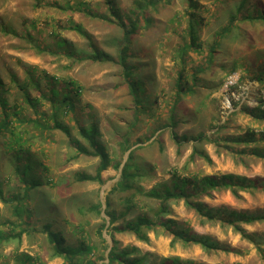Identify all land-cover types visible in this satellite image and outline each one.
Returning <instances> with one entry per match:
<instances>
[{"label":"trees","instance_id":"16d2710c","mask_svg":"<svg viewBox=\"0 0 264 264\" xmlns=\"http://www.w3.org/2000/svg\"><path fill=\"white\" fill-rule=\"evenodd\" d=\"M186 1L187 7L183 12L174 11L171 16L172 23H181L186 19L187 25L181 36V44L177 46L173 56L178 71L172 98L165 104L167 121L146 138L151 140L156 136L154 141H160L161 136L169 132L177 154L182 155V147L188 145H191V153L184 167L167 168L166 174L169 177L159 176L150 189L146 188L144 182L154 181L157 168L137 156L145 148L142 145L144 140H133V137L144 117L149 121L157 118V111L161 110L162 104L156 98L155 104L149 105L146 95L148 81L141 73L149 72L150 69L149 64L144 63L145 57L138 56L137 42L146 33L158 28L162 11L173 5L175 0H131L128 8H122L115 0H104L105 5L97 7L103 13H94L89 6L80 2L78 6L91 17L117 27L120 36L114 38L112 43L116 55L102 49L95 36L77 23L70 24L68 29L84 37L89 50L79 48L59 35H56L53 43L55 50H51L49 45L35 46L40 53L49 51L66 58L70 64L90 61L119 67L132 99L134 114L125 131L116 130L113 133L118 141L116 150L110 149L97 124L84 125L75 116L81 86L74 79L45 75L43 84L39 73L36 74L38 67L19 62L25 69L27 78H21L19 73L8 69L9 84L0 71V202L7 206L12 217L0 223V264H10L11 260L13 264H48L41 256L19 251V248L8 254L2 249L4 245L13 242L21 243L23 235L30 236L36 232L46 238L51 251L50 259L60 258L63 264H197L178 256L158 257L151 252H143L135 244L122 247L117 235L149 243L150 233L162 234L170 240L172 248L177 244L187 248L196 246L209 256L219 253L243 256L249 251L199 234L194 231L189 220L171 218L175 215L174 205L181 202L199 220L201 226H219L238 234L242 241L255 249L264 263V232L251 234L247 231V227L264 224V208L237 211L227 207H213L204 200L224 192H230L236 199H240L242 193L264 192V177L249 178L232 173L203 174L189 169L191 163L199 159L213 163L212 157L204 148L208 143L216 148L218 154L221 153L220 148H225L246 166L247 159L264 160V97H261L256 106L243 102L241 109L232 112L231 115L241 112L256 123L255 126H243V134H223L228 127V120L222 125L214 126L216 130L211 135L205 130L200 131L197 136L188 131L179 133V128L187 124L189 118L183 115L188 109L185 98L194 96L200 88H209L205 76L218 64L222 44L241 24L255 25L259 30L256 34L248 31L247 27L241 31L240 41L234 49V53L239 56H234L233 67L228 75L235 73L240 66L239 58L246 61L247 67H253L261 60L256 79L264 83V49H257L250 56H245L243 48L239 47L249 41L251 44L248 50H253L258 43L264 45V39L261 38L264 31V0H216V3L225 4L219 11L218 18L225 19L226 24L208 41L201 39L199 31L206 27L207 15H212L211 11L200 0ZM1 27L6 30V26ZM24 32L28 37L29 34ZM165 33L168 34L169 30ZM189 63H194V66L188 68ZM31 89L35 90L36 95H33ZM8 94L19 95V98L12 102ZM71 117H74L80 138L74 136L70 127L62 122ZM236 128L242 129L240 125ZM56 131L63 132L68 138L70 161L81 157L98 159L94 172L79 170L68 173L66 178L70 177L72 184H103V171L109 167L120 171L119 179L106 196L105 208L101 201L90 206L101 219L96 230L101 243L93 240V234L86 227L91 222L72 225L52 203L54 198L50 196V190L55 181L47 177L50 168L46 153L42 152L40 155L39 148L42 144L51 143ZM158 131L160 133L156 135ZM128 152L125 161L124 157ZM119 154L121 158L118 159ZM115 195H118L117 199L113 198ZM72 199L75 197H71V201ZM33 203L39 209L50 208L49 212L60 215L58 227L61 228L51 223L43 224L40 229L34 227ZM103 212L110 218L109 225L107 218L102 217ZM105 232L113 241L111 248L104 237Z\"/></svg>","mask_w":264,"mask_h":264},{"label":"rangeland","instance_id":"374dc122","mask_svg":"<svg viewBox=\"0 0 264 264\" xmlns=\"http://www.w3.org/2000/svg\"><path fill=\"white\" fill-rule=\"evenodd\" d=\"M214 1L216 3V0H200L212 13L210 16L207 15L206 27L199 31L202 40L212 39L214 33L226 24L225 19L218 18V13L225 4L219 2L214 4ZM225 1L228 2L229 0ZM80 2L89 6L94 13L104 12L97 9V7L105 5L104 0H0V71L9 84L8 69L19 73L21 78H27L25 69L19 62L26 66L38 67L39 71L36 74L39 73L42 80L45 75L74 79L81 86V93L76 101L75 116L84 125L97 124L110 149L116 150L118 141L113 133L116 130L125 131L134 114L132 99L126 83L123 82L119 67L109 64H94L90 61L70 64L62 56L54 55L49 51L40 53L35 48L36 45L40 47L49 45L51 50H55L53 43H55L56 35H59L71 44L89 50L86 39L77 32L68 29L70 24L77 23L95 36L102 49L116 55L112 43L114 38L120 36L117 27L91 17L86 10L83 11L78 6ZM115 3L122 8H128L131 0H115ZM186 7V0H175L173 5L162 11L159 16L158 28L146 33L137 42L138 56L145 57L144 63L149 64L151 70L141 73L142 76L147 77L145 78L148 81L146 95L149 105H154L156 98L162 104L161 110L157 111V118H152L149 121L144 117L133 137V140L137 138L144 140L142 145L145 148L139 151L137 156L145 163L154 164L157 168V176L154 177V181L144 182L147 189H150L157 182L159 176L169 177L166 174L167 168L184 167L191 153V145H188L182 147V155L177 154L169 132L164 133L160 141H154L156 136L151 140L146 138L155 128L167 121L168 112L165 104L172 98L178 71V65L173 60V56L177 46L181 44V36H183V30L187 25L186 19H183L181 23H172L171 16L174 11L182 13ZM2 25L6 26V30H3ZM254 26L241 24L240 27L232 31L226 42L222 44L218 64L205 76L206 85L209 88H200L194 96L185 98L188 109L183 115L189 118L187 124L179 128V133L188 131L191 135L197 136L200 131L205 130L208 135H211L216 130L214 126L222 125L227 120L228 127L223 134H238L240 132L243 134V126H255L256 123H253L247 115L241 112L231 114L241 109L243 102L256 106L261 97H264V83H260L256 79V72L262 61L258 60L253 67H247L246 61L239 58L240 66L233 73L239 80L238 84L231 89H227L225 86L230 76L228 74L233 67V60L239 56L238 53H234V49L240 41L241 31L247 27L248 31L256 34L259 27ZM166 30H169L168 34L165 33ZM24 31L29 34L28 37ZM261 38L264 39V31L261 33ZM163 39L164 41H162ZM250 44L249 41L244 46H239L243 48L245 56H250L257 49H264V45L258 43L253 50H248ZM192 66L194 63H189L188 68ZM43 84H45L44 80ZM217 88L219 89L217 90ZM31 91L33 95H36L34 89ZM10 95L8 94V96ZM18 98L19 95L10 96L12 102ZM62 122L70 127L74 136L80 138L74 117L63 119ZM237 125H240L242 129H237ZM159 133L160 131L156 135ZM204 148L212 157L213 163L209 164L199 159L197 162L191 163L189 167L191 171H199L203 174L232 173L249 178L264 177L263 159H254L255 161L247 159L246 166L225 148H220V154L216 152V148L212 144H205ZM42 152L46 153V161L50 168L47 177L55 181L50 190V196L54 198L52 203L57 206L62 217L70 221L72 225L91 222L86 227L93 234V240L101 243L96 232L101 219L99 214L90 206L101 201L105 208L106 196L119 179L120 171L113 167L103 171V184H72L69 180L70 177L66 178L68 173L79 170L94 172L98 159L81 157L76 161H70L68 138L61 131L55 132L51 143L40 146L39 154L42 155ZM117 158H121L120 154L117 155ZM71 197H75V199L71 201ZM113 198L117 199L118 195L113 196ZM204 200L213 207H227L237 211H256L264 208V192L262 191L242 193L240 199H236L230 192H224L219 195L215 194L213 198H204ZM54 206H52V210ZM32 207L35 211L34 227L40 229L45 223H51L55 227L59 226L60 215L49 212V210L51 211L50 208L40 206L39 209L35 203L32 204ZM174 211L175 215L171 218L179 221L189 220L194 231L199 234L214 237L221 243L249 251L243 256H234V258L231 254L224 253L209 256L196 246L187 248L177 244L172 248L168 238L162 234L155 235L153 233H150L152 239L149 243L139 242L134 237L117 235L121 246L126 247L129 244H135L143 252H151L158 257L178 256L184 260H192L197 264H264L255 249H252L246 241H242L240 236L231 229L224 230L219 226H201L199 220L186 210L183 202L174 205ZM104 214L103 212L102 217H106ZM10 219L12 217L9 209L0 202V223ZM247 231L251 234L264 232V224L247 227ZM16 248L32 255H39L48 264H63V260L60 258L50 259L49 244L46 238L38 232L32 233L30 236L23 235L21 243L13 242L2 247L6 254ZM10 264H13V260L10 261Z\"/></svg>","mask_w":264,"mask_h":264},{"label":"built area","instance_id":"2783aa9c","mask_svg":"<svg viewBox=\"0 0 264 264\" xmlns=\"http://www.w3.org/2000/svg\"><path fill=\"white\" fill-rule=\"evenodd\" d=\"M238 78L234 75V74H231L228 79H227V82H226V87L227 89H231L233 88L235 85L238 84Z\"/></svg>","mask_w":264,"mask_h":264},{"label":"water","instance_id":"95a60500","mask_svg":"<svg viewBox=\"0 0 264 264\" xmlns=\"http://www.w3.org/2000/svg\"><path fill=\"white\" fill-rule=\"evenodd\" d=\"M128 154H129V152L126 154V156H125V161L127 160V158H128ZM103 198H104V195H103ZM105 199V198H104ZM103 199V200H104ZM104 216H106L105 214H104ZM107 225H109V221H110V218L109 217H107ZM104 237L106 238V240H107V242H108V244L110 245V248H111V246H112V244H113V241H112V239H111V237L109 236V235H107V233L105 232L104 233ZM109 251H110V249L108 250V253H109Z\"/></svg>","mask_w":264,"mask_h":264},{"label":"crops","instance_id":"0c3cea01","mask_svg":"<svg viewBox=\"0 0 264 264\" xmlns=\"http://www.w3.org/2000/svg\"><path fill=\"white\" fill-rule=\"evenodd\" d=\"M150 239H152L151 236H150ZM229 255H230V254H229ZM231 256H232V258H234V256H238V255L231 254Z\"/></svg>","mask_w":264,"mask_h":264}]
</instances>
